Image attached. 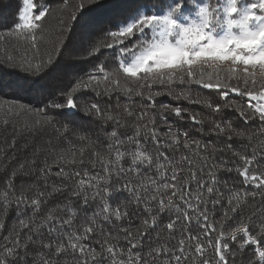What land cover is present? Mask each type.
<instances>
[{
	"label": "snow or ice",
	"instance_id": "snow-or-ice-1",
	"mask_svg": "<svg viewBox=\"0 0 264 264\" xmlns=\"http://www.w3.org/2000/svg\"><path fill=\"white\" fill-rule=\"evenodd\" d=\"M187 2L194 5V14H185L186 0H172L159 11L140 5L130 7L123 20L102 30L103 35L87 49L88 57L98 56L104 49L114 50L112 66L101 61L84 76L75 78L68 89L58 93L64 102L54 96L43 108L27 109L40 116L35 125L43 128L54 124V117L47 115L48 108L78 109L76 94L81 91L91 89L97 96H122L127 101L122 104L117 98L114 107L104 109L98 102L86 103L80 108L102 124L113 125L110 132L104 133L106 145L99 137L93 142L85 135H77L80 141L88 140L90 158L87 161L86 149L78 150L77 159L73 145V151L61 149V154L51 163L46 157L38 169L35 160L30 172L23 171L21 166V175L38 173V181L22 186L19 192L13 184L7 185L0 210L7 211L11 206V192L17 208L23 206L24 218L18 221V228L14 227L3 237L8 245L0 255V264H9V257L16 258L18 264H69L68 256L71 264H104L105 259L109 264H157V261L187 264L188 260L195 262L197 258L199 264H235L231 243L241 252L252 246L254 256L248 264H264V246H261L264 219L256 224L255 234L251 229L257 214L264 217V207L235 226L228 223L243 213L249 198L254 201L259 196L264 203V171L260 170L264 151L258 159L255 150L247 154L234 149L228 143L234 137L250 143L255 133H247L223 115L235 111L245 121L258 120V133L264 137V0ZM95 3L96 0H76L67 21H59L63 30L70 31L78 13ZM68 5L69 0H62V10ZM17 11L13 34L39 53L40 42L51 43L48 39L51 28L46 26L51 10L39 0H22ZM62 45L61 35L53 48L56 55L60 54ZM7 61L12 68L19 67L25 73L40 76L53 63V58L51 54L47 59L34 55L31 60H21L18 64L14 57L8 56ZM192 85L216 92L219 101L214 103L211 98L193 92ZM231 94L244 97V102L230 99ZM161 95L201 105L209 110V115L193 113L179 104L162 105L159 113L154 112L155 97ZM134 98H139L138 107ZM5 103L0 101V114ZM19 107L26 108L23 104ZM164 113L180 119L186 113L189 120L199 125L196 132L200 136L207 122L210 125L207 132L223 137L224 143L212 146L209 151L207 144H202L186 129L166 121V127L160 129L156 116ZM4 123H8L7 119ZM61 127L62 133L61 128L55 131L62 136L69 133L67 123ZM125 128H131V133L121 131ZM149 140L153 148L147 146ZM259 147L264 149V139L260 140ZM181 148L188 151L175 155ZM226 150L231 153L228 157L223 155ZM217 154H220L219 160ZM53 165L57 168L55 173ZM233 170L242 178L243 185H251L254 190L229 187L227 181L223 182L222 190L218 173ZM52 175L56 181L50 183ZM121 192L132 196L136 208L143 205L146 215L134 231L120 226L131 214V202L119 200ZM64 193L79 203L49 206L55 195ZM223 204L227 207L217 220L214 209ZM91 205L95 207L89 215ZM209 205L213 210L212 219ZM165 215L169 217L167 223L162 222ZM193 221L195 231L190 227ZM105 224L116 225L119 231H105ZM4 227L0 222V232ZM177 230L181 237L175 251L168 243L150 247L147 259L133 251L139 240L150 232H155L157 241H167L175 238ZM25 232L27 242L21 238ZM91 240L99 245V250L86 243ZM37 241L39 247L30 251ZM209 249L211 257L207 254ZM29 256L31 261L27 259Z\"/></svg>",
	"mask_w": 264,
	"mask_h": 264
},
{
	"label": "trees",
	"instance_id": "trees-1",
	"mask_svg": "<svg viewBox=\"0 0 264 264\" xmlns=\"http://www.w3.org/2000/svg\"><path fill=\"white\" fill-rule=\"evenodd\" d=\"M39 2L51 10L46 19V26L51 28V35L48 37L51 43L40 42V51L36 53L27 41L12 32L14 22L18 16L17 10L22 5V0H0V101L6 102L4 104V112L0 114V201L3 200V194L7 190V185L13 184L17 192H19L22 186L38 181V173L28 176L21 175V166H23V171L30 172L34 160L36 162L35 167L38 169L46 157L48 162L51 163L56 156L61 154V149L71 152L74 145L77 159H79L78 150L81 147L86 149L84 158L87 161L90 158L88 140L80 141L77 139V135H85L93 142H96L99 137L101 143L107 144V141L104 139V133L110 132L113 125L111 123L102 124L95 116L84 114L80 108L84 104L91 102H98L102 109L107 106L114 107L117 98L120 99L122 104L127 102L122 96L117 97L114 95L112 98L104 95L97 96L91 89L78 92L76 94V102L80 107L78 109L48 108L47 115L54 117V124L43 128L35 125V121L40 119V116L35 111H28L27 109L43 108L46 102L54 96L60 99V102H64L63 99L58 97V93L68 89L74 83L75 78L84 76L101 61H105L109 66H112L114 50L104 49L98 56L88 57L87 49L92 42L98 40L103 35L102 30L112 28L118 21L123 20L128 15L130 7L140 5L146 7L148 10L159 11L167 4H170L172 0H96L95 4L87 6L82 13H78L77 20L71 23L70 31H64L59 21L60 19L67 21L68 13L73 10L76 0H69L68 7L63 10L61 8L62 0H39ZM197 2H200V0H197ZM194 11V5L188 3L186 0L185 14L191 15L194 14ZM102 13H104L103 16ZM61 35L63 37V45L60 54L56 55L53 52V48ZM49 54L52 55L53 63L46 67L40 76L25 73L19 67L12 68L7 61V57L12 56L15 62L19 64L21 60H31L34 55L38 58L47 59ZM191 88L193 92H199L202 96L211 98L214 103L219 101V96L214 91L204 89L198 85H192ZM134 99L138 107L139 98ZM230 99L241 103L245 100L244 97H239L235 94H231ZM20 104L25 105L26 108L21 109L19 107ZM154 104L155 108L153 111L157 113L161 111L162 105L176 106L179 104L181 107L189 108L193 113H199L204 116L209 115V110L201 105L188 104L183 100L177 101L168 95L155 97ZM9 108L12 109L11 112L8 111ZM223 115L247 133H255L250 143L247 140H240L235 137L228 143H231L234 149L247 154H251L255 150L259 159V154L264 151V149L259 147L260 140L264 139L258 133L260 122L258 120L245 121L235 111H227ZM183 116L184 119L168 113H164L162 116L157 115V127L163 129L166 127V121L176 128L186 129L194 137L199 138L202 144H207L209 151H211L212 146H220L224 143L223 137H218L207 132L208 127H210L207 122L204 124L205 132L203 136H200L196 132L199 125L189 120L186 113ZM5 119L8 121L7 124L4 123ZM65 123L69 125L70 131L68 134L62 136L63 129L61 126ZM56 128H61V133H57L55 131ZM121 131L130 134L132 129L125 128L121 129ZM147 146L153 148L151 140L147 141ZM187 151L181 148L180 152L175 153V155L178 156L181 152ZM170 154L172 153L170 152ZM223 155L228 157L231 153L226 150ZM219 159L220 154H217V160ZM209 163H212V161H209ZM52 170L53 173L57 171L55 165H53ZM260 170L264 171V162H261ZM14 173L16 175L13 179ZM218 176L221 182L219 186L222 190L224 181H227L229 187L235 185L238 189L246 188L248 191L254 190L251 185H243L241 183L242 178L239 177L235 170L232 172H219ZM53 181H56L54 175L49 177V182ZM193 190H195L194 184ZM119 200L125 203L131 202L129 207L131 214L120 222V226L128 227L134 231L146 215L143 212V205L141 204L136 208L134 200L128 192H121ZM9 201L12 202L9 209L7 211L0 210V222H3L5 225L3 231L0 232V255L4 254V248L8 245V241L3 237L7 236L14 227L18 228V221L24 218L22 215L23 206L21 205L19 209L17 208L11 192H9ZM66 203H79V201L76 198L68 196L66 193L57 194L49 201V206H62ZM94 207L95 205L89 207V215H91ZM208 207L210 209L209 216L212 219V206L209 205ZM225 207H227L226 204L217 205L214 209L217 220L222 215L223 208ZM261 207H264V203H262L259 196L254 201L249 198L248 205L244 208L243 213H238L236 219L228 223L235 226L241 219H246L253 212H258V209ZM133 208H135V211H133ZM168 219V215H165L162 218V222L167 223ZM261 219H264V217L259 214L253 218L251 222L253 234L256 231V224ZM190 227L194 231L196 230L195 221H193ZM104 230L115 233L119 231V228L116 225L105 224ZM184 235H187V233H184ZM26 237L27 232L21 238L27 242ZM180 237L181 233L177 230L174 239L157 241L155 232H150L139 240L138 246L133 251L144 256L146 259V253L149 251V248L156 246L158 243H168L172 247V250L175 251ZM44 239L47 240L48 237L45 236ZM86 243L91 244L99 250V245L94 240L87 241ZM261 246H264V240L261 241ZM38 247L39 242L37 241L36 244L31 246L30 251ZM230 248L235 252V264H248V261L254 256L252 246H249L243 252L237 250L235 243H231ZM19 250L23 253V245H20ZM207 254L211 257L212 250L209 249ZM8 259L9 264H18L16 258L9 257ZM27 259L31 261L32 258L29 256ZM67 260L71 264V256H68ZM104 264H109V261L105 259ZM157 264H160V262L157 261ZM173 264H175L174 261ZM181 264H185V262L182 261ZM187 264H199V259L197 258L195 262L188 260Z\"/></svg>",
	"mask_w": 264,
	"mask_h": 264
},
{
	"label": "clouds",
	"instance_id": "clouds-1",
	"mask_svg": "<svg viewBox=\"0 0 264 264\" xmlns=\"http://www.w3.org/2000/svg\"><path fill=\"white\" fill-rule=\"evenodd\" d=\"M216 51L218 52V51H220V49H219V48H217V49H216ZM258 59H259V58H258Z\"/></svg>",
	"mask_w": 264,
	"mask_h": 264
},
{
	"label": "rangeland",
	"instance_id": "rangeland-1",
	"mask_svg": "<svg viewBox=\"0 0 264 264\" xmlns=\"http://www.w3.org/2000/svg\"><path fill=\"white\" fill-rule=\"evenodd\" d=\"M104 13H102V16H103Z\"/></svg>",
	"mask_w": 264,
	"mask_h": 264
}]
</instances>
